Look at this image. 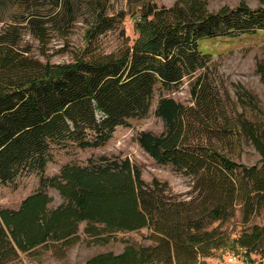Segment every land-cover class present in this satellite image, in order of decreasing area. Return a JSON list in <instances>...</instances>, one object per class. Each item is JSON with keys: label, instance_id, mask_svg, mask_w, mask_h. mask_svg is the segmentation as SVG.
<instances>
[{"label": "trees", "instance_id": "trees-1", "mask_svg": "<svg viewBox=\"0 0 264 264\" xmlns=\"http://www.w3.org/2000/svg\"><path fill=\"white\" fill-rule=\"evenodd\" d=\"M108 6V0H90L82 53L55 64L45 46L51 31L67 39L81 8L77 0H0V183L35 174L64 199L48 209L50 197L39 189L17 209L0 210V264L18 251L68 245L82 223L101 240L145 228L152 243H127L119 253L101 252L81 264H198L227 249L255 264L251 254L264 257V126L243 113L228 116L207 76L211 53L202 44L264 34V6L240 2L208 12L200 0L147 2L131 13L138 33L131 45L89 52L124 18L123 11L109 14ZM24 33L40 44L45 60L21 44ZM185 79L192 104L163 94ZM156 97L163 130L141 131L137 142L155 162L190 177L188 196L155 177L145 181L128 158L100 156L42 176L55 148L103 146L117 127L147 116ZM246 144L259 155L255 163L233 157ZM237 212L243 225L258 222L231 236L223 225Z\"/></svg>", "mask_w": 264, "mask_h": 264}, {"label": "rangeland", "instance_id": "rangeland-1", "mask_svg": "<svg viewBox=\"0 0 264 264\" xmlns=\"http://www.w3.org/2000/svg\"><path fill=\"white\" fill-rule=\"evenodd\" d=\"M208 12L217 11L223 6L235 7L244 2L251 8L264 6L262 0H200ZM81 8L78 18L70 28L67 39H61L56 31L50 32V41L45 46V52L50 61L55 64L71 63L82 53L86 45V35L89 29L87 21L91 17L90 0H77ZM147 2L157 5L171 6L176 0H138L133 6L127 0H108L107 12L116 14L125 12L124 18L114 28L100 35L93 43L89 52H117L123 44L131 45L138 37L132 11H137ZM2 23H0V27ZM121 30L123 32H121ZM66 40V41H64ZM21 44L29 45L31 53L41 60L40 44L29 34L22 35ZM211 53L207 76L216 88L230 118L238 114L244 115L255 124L264 126V34L256 33L250 36L234 35L217 37L206 40L202 44ZM189 80L185 79L180 85L164 91L163 94L184 104H192L189 92ZM247 95V96H246ZM250 98V99H249ZM154 98L147 116L134 119L128 126H119L110 139L101 147L79 148L75 146L57 147L53 150L52 159L47 162L43 177H52L59 173L62 166L67 164L86 165L89 159L96 160L100 156L128 158L141 171L145 181L157 178L166 181L173 193L188 196L191 190V179L171 165L159 164L154 161L138 144L137 138L141 131L160 133L163 130L162 120L154 114L156 106ZM233 157L245 164L255 163L259 155L249 144L244 145L242 152H236ZM41 176L28 174L10 183H0V210L17 209L21 201L29 194L42 189L49 197L48 209L61 204L64 199L59 191L50 185L41 184ZM258 222L253 218L248 224ZM215 223L214 225H216ZM247 224V225H248ZM2 220L0 217V226ZM247 225L240 222V213L226 222L223 227L231 231V236ZM234 230H232V228ZM85 224L79 226L77 238L70 244L54 243L38 246L28 252L18 251L14 257L2 264H81L88 258L101 252L112 251L119 253L127 243L148 245L149 230L143 228L137 231H120L109 235L107 240L101 237L89 236L84 232ZM102 238H105L102 235ZM255 264H264V257L251 254ZM198 264H250L247 258L237 249L218 251L216 255L202 257Z\"/></svg>", "mask_w": 264, "mask_h": 264}]
</instances>
